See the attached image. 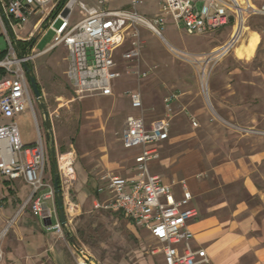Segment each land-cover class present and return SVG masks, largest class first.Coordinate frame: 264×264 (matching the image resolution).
<instances>
[{
  "label": "rangeland",
  "instance_id": "1",
  "mask_svg": "<svg viewBox=\"0 0 264 264\" xmlns=\"http://www.w3.org/2000/svg\"><path fill=\"white\" fill-rule=\"evenodd\" d=\"M80 1L88 5L95 3V0ZM253 1L259 5L264 0ZM5 3L3 0L2 4ZM128 3L129 0H110L113 8L126 5L132 9ZM137 12L154 20L162 13L161 0H144ZM83 15L76 6L73 21ZM163 16L166 20L160 27L163 37L144 24L138 26L141 35L138 59L127 60L123 56L133 49V37L126 36L123 43L114 48V71L120 75L113 81V95L96 94L82 99L71 95L65 74L68 67L65 46H58L27 63L39 76L57 156L73 145L76 163L81 162L87 168L94 183L98 184L99 177L107 172L130 176L138 173L134 156L142 146L128 150L121 141L126 117L143 115L148 122L161 118L170 113L166 99L177 93L180 97L170 106L173 125L169 140L159 146L160 156L151 162L150 173L176 187L183 182L189 186V178L193 177L207 179L209 186L217 189L219 184L213 173L217 165L264 148V16H251L245 38L226 53L224 45L230 39V27L192 35L183 23L177 25L170 14L164 12ZM54 36L55 32L47 28L40 36L37 51L50 46ZM6 47H9L7 35L0 21V50ZM27 55L35 57V52L29 50ZM142 72L146 76H139ZM131 91L141 92L142 110L131 106ZM31 96L35 113H23L17 123L23 142L33 140L34 144L43 140L48 156L45 181L54 185L50 134L40 102L32 90ZM8 122L0 118V126ZM225 190L238 198L247 197L240 181ZM72 194L75 204L72 231L75 239L77 236L80 239H76L78 246L91 253L94 264H162L161 258L153 253L159 245L147 231H140L138 236L132 234L120 213L118 216L97 208L93 202L89 203L92 207L89 211L81 210L75 189ZM13 227L14 223L9 230ZM5 264L9 262L6 260Z\"/></svg>",
  "mask_w": 264,
  "mask_h": 264
},
{
  "label": "built area",
  "instance_id": "2",
  "mask_svg": "<svg viewBox=\"0 0 264 264\" xmlns=\"http://www.w3.org/2000/svg\"><path fill=\"white\" fill-rule=\"evenodd\" d=\"M143 2L129 0L130 9L126 5L113 8L110 0H95L91 5L80 0H6L5 11L14 30L25 29L31 18L36 17L34 32L43 34L47 28L55 32L48 50L58 46L67 48V75L78 99L113 94V81L120 75L114 71V48L123 43L126 36L133 37V49L123 56L127 60L138 59L141 55L138 26L144 24L163 37L160 27L166 23L164 12L170 14L177 25L183 23L192 35L230 27V39L224 45L226 52L245 38L251 16H264V1L258 5L253 0H161L162 13L150 20L137 12L138 5ZM76 6L81 8L84 17L73 21ZM5 32L9 47L6 56L0 60V68L7 74L0 78V118L10 119V122L0 126V174L11 180L23 179L32 187L25 206L29 204L33 214L45 220L52 218L53 213L45 209L44 204L49 199H56L55 186L45 181L47 149L42 139L31 145L24 144L16 120L28 110L35 111L24 68L31 57L17 54L6 28ZM141 75L146 76V73H139ZM129 97L132 107L142 110L141 92L131 91ZM178 97L179 94L174 93L166 99L170 113V106ZM170 113L150 124L143 115L127 117L121 141L126 148L142 146L136 158L138 173L131 179L105 176L108 186L116 192V198L108 204L97 203L96 207L120 210L134 224L150 229L163 245L166 264H207L210 259L205 249H195L191 243L195 234L190 224L199 212L191 205L193 195L187 184L182 183L183 194L178 198L173 185L150 173V162L160 156L159 144L169 140ZM193 123L197 125L196 120ZM76 158L72 145L69 150L59 153L57 159L67 220L72 218L75 210L72 192L77 181ZM44 188L48 190L40 193ZM14 221L11 219L0 234V264L7 260L2 243ZM49 229L64 234L60 220ZM156 252L158 250L153 251ZM77 256L78 264H94L85 250L77 251Z\"/></svg>",
  "mask_w": 264,
  "mask_h": 264
},
{
  "label": "crops",
  "instance_id": "3",
  "mask_svg": "<svg viewBox=\"0 0 264 264\" xmlns=\"http://www.w3.org/2000/svg\"><path fill=\"white\" fill-rule=\"evenodd\" d=\"M0 2V21L4 29H8L10 35H12L19 55H25L29 50H32L35 52V57L30 56V59L34 61L35 58L54 50H48L51 46L50 44L44 50L37 51L36 47L42 34L39 31H33L36 17L31 18L25 29L21 31L14 30L12 21L5 11L6 3L2 4L3 0H0ZM24 33L26 36H21ZM18 41L31 42V44L24 51H21L17 47ZM7 49V47L1 49L0 52ZM30 66L32 68V65ZM33 70L37 80H39L37 70L34 67ZM67 70L68 67L65 71L68 78ZM6 75L5 70L0 68V78ZM71 86L72 84L70 83V93L74 95V90ZM26 112L32 115L35 113L32 110ZM21 115L17 116V118ZM155 120L147 122L150 124ZM8 121L10 122V119ZM23 143L31 145L33 140ZM126 149L130 150L132 148ZM141 151L134 156L136 170V158ZM76 173L77 181L74 185L76 200L79 201L80 208L84 211H89L92 208L89 204L91 202L96 206L97 203L108 204L116 198V192L108 186V180L104 178L105 176H119L128 179L134 177L107 172L99 177V183L96 184L90 177L87 168L81 162L76 163ZM213 173L214 179L219 184L217 189L215 187L211 188L207 179L189 178L188 188L193 195L191 205L196 207L199 212L198 217L190 224L195 234L191 242L192 246L195 249H205L210 259L207 264H264V148L237 160L221 163L215 167ZM51 175L54 183L53 169ZM238 181L244 187L246 198H238L237 195L225 190L226 187ZM165 183L170 184L168 182ZM174 189L176 196L178 198L182 197V185L174 186ZM47 190L48 188H44L40 193ZM31 192L32 187L23 179L11 180L0 174V231L10 219H15L14 227L9 230L10 234L6 236L4 243L7 261L9 264H78L77 250L68 237L66 230L64 229L63 235H60L55 230H50V225H47L45 220L33 214L29 204L25 206V202H27ZM46 203L48 207L45 206ZM46 203L44 208L52 211V224H55L59 220L60 215L58 214L57 200L49 199ZM105 210L117 213L118 216L121 214L126 221L127 229L132 234L138 236L140 231H147L150 238L159 245L158 252L160 254L156 252L154 255L161 258L162 264H166L162 250L163 245L152 235L150 229L134 224L120 210ZM68 229L71 235L74 236L72 218L68 220ZM76 239L80 240L78 236ZM88 254L91 256V253L88 252Z\"/></svg>",
  "mask_w": 264,
  "mask_h": 264
},
{
  "label": "water",
  "instance_id": "4",
  "mask_svg": "<svg viewBox=\"0 0 264 264\" xmlns=\"http://www.w3.org/2000/svg\"><path fill=\"white\" fill-rule=\"evenodd\" d=\"M0 6H1V2H0ZM1 9H2V7H1ZM24 68H25L27 76H28L30 88H31L32 92L34 93L35 97L37 98V100L40 102V106L43 110V114H44V118H45V126H46V128L50 134V158H51V164H52L53 176H54V186H55L54 188H55V193H56L57 209H58V214H60L59 220L61 222V225H63L64 229L66 230V233H67L68 237L70 238L71 242L73 243V245L75 246L76 250L81 252V251H83V249L80 246H78L74 236L71 235V233L68 229L66 207H65L64 199H63L61 189L59 186L60 174H59V169H58V165H57L58 156L56 153L55 138H54V134H53V127H52V122H51V118H50V113H49L47 105L44 101V96L40 90L41 88H39V83H38V80H37V77L35 75L33 68H31L27 63L24 64ZM45 206L48 207V204L46 203ZM45 221H46L47 225L52 224L51 218L47 217V219H45ZM89 257L94 262L92 255Z\"/></svg>",
  "mask_w": 264,
  "mask_h": 264
},
{
  "label": "trees",
  "instance_id": "5",
  "mask_svg": "<svg viewBox=\"0 0 264 264\" xmlns=\"http://www.w3.org/2000/svg\"><path fill=\"white\" fill-rule=\"evenodd\" d=\"M31 44V42H23V41H18L17 42V47L21 50L24 51L26 49L27 46H29ZM7 54V50L1 51L0 52V60L3 59ZM29 65V64H28ZM30 66V65H29ZM31 67V66H30ZM40 88V86H39ZM42 89V88H41ZM40 89V90H41ZM59 183H60V179H59Z\"/></svg>",
  "mask_w": 264,
  "mask_h": 264
},
{
  "label": "bare ground",
  "instance_id": "6",
  "mask_svg": "<svg viewBox=\"0 0 264 264\" xmlns=\"http://www.w3.org/2000/svg\"><path fill=\"white\" fill-rule=\"evenodd\" d=\"M253 44H255V40H253ZM226 50H227V48H225V51L224 52H226Z\"/></svg>",
  "mask_w": 264,
  "mask_h": 264
}]
</instances>
